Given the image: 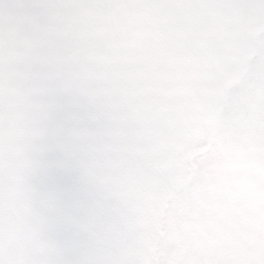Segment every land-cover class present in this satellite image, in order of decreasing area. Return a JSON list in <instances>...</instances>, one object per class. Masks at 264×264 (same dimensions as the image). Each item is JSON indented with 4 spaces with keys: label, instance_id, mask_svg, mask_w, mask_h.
Wrapping results in <instances>:
<instances>
[{
    "label": "clouds",
    "instance_id": "1",
    "mask_svg": "<svg viewBox=\"0 0 264 264\" xmlns=\"http://www.w3.org/2000/svg\"><path fill=\"white\" fill-rule=\"evenodd\" d=\"M0 264H264V0H0Z\"/></svg>",
    "mask_w": 264,
    "mask_h": 264
}]
</instances>
